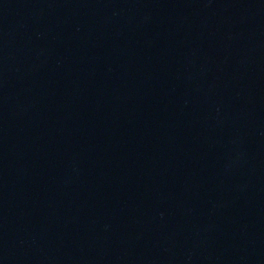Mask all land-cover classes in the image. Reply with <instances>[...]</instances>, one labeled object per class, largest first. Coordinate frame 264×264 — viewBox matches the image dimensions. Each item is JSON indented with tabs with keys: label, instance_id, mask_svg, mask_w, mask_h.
<instances>
[{
	"label": "water",
	"instance_id": "1",
	"mask_svg": "<svg viewBox=\"0 0 264 264\" xmlns=\"http://www.w3.org/2000/svg\"><path fill=\"white\" fill-rule=\"evenodd\" d=\"M0 264H264V0H0Z\"/></svg>",
	"mask_w": 264,
	"mask_h": 264
}]
</instances>
